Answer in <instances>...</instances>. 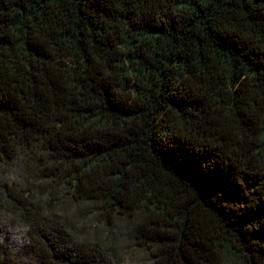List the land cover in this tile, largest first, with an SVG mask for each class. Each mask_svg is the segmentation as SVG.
Listing matches in <instances>:
<instances>
[{
	"label": "trees",
	"instance_id": "16d2710c",
	"mask_svg": "<svg viewBox=\"0 0 264 264\" xmlns=\"http://www.w3.org/2000/svg\"><path fill=\"white\" fill-rule=\"evenodd\" d=\"M11 162L0 264H264V0H0Z\"/></svg>",
	"mask_w": 264,
	"mask_h": 264
},
{
	"label": "rangeland",
	"instance_id": "374dc122",
	"mask_svg": "<svg viewBox=\"0 0 264 264\" xmlns=\"http://www.w3.org/2000/svg\"><path fill=\"white\" fill-rule=\"evenodd\" d=\"M17 167L11 162L7 165H0V185L13 178V176L19 170H16ZM0 223L4 228L10 227L9 231L15 235V237L20 240V233L24 230L23 223L16 219L15 215L6 210L4 207L0 208ZM15 216V217H14ZM90 220L79 218L76 220L74 225V230L78 234H82L85 236V242H89L91 244V240L93 238V230L94 226L90 225ZM91 239V240H90ZM99 246V250L105 256L108 261V264H150L148 262V254L144 249H136L129 238H124L120 236L118 238H114L113 242H108L102 240ZM90 246V245H89ZM224 264H231V262L227 261Z\"/></svg>",
	"mask_w": 264,
	"mask_h": 264
}]
</instances>
